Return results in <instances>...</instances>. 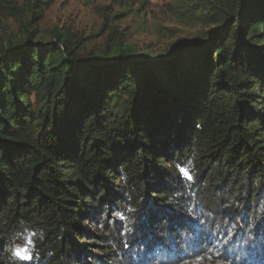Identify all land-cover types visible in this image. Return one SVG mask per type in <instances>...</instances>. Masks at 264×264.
I'll return each mask as SVG.
<instances>
[{
    "label": "trees",
    "instance_id": "obj_1",
    "mask_svg": "<svg viewBox=\"0 0 264 264\" xmlns=\"http://www.w3.org/2000/svg\"><path fill=\"white\" fill-rule=\"evenodd\" d=\"M57 1L0 0V264L21 222L39 264H264V0H173L213 28L161 54L43 34Z\"/></svg>",
    "mask_w": 264,
    "mask_h": 264
},
{
    "label": "rangeland",
    "instance_id": "obj_2",
    "mask_svg": "<svg viewBox=\"0 0 264 264\" xmlns=\"http://www.w3.org/2000/svg\"><path fill=\"white\" fill-rule=\"evenodd\" d=\"M17 1L20 5L28 2ZM212 28L210 24L182 22L173 0H59L45 10L39 24V31L47 36L55 30H70L74 37L85 39L89 49H105L111 42L114 46L125 44L152 54H161L179 41L198 39ZM18 32L17 23L3 15L0 6V44ZM21 251L27 254V248Z\"/></svg>",
    "mask_w": 264,
    "mask_h": 264
},
{
    "label": "clouds",
    "instance_id": "obj_3",
    "mask_svg": "<svg viewBox=\"0 0 264 264\" xmlns=\"http://www.w3.org/2000/svg\"><path fill=\"white\" fill-rule=\"evenodd\" d=\"M121 180L127 182L126 176L122 175ZM126 196H129L128 193H125ZM130 198V196H129ZM136 209H133V212H135ZM131 220V223L134 224L135 220L132 218V216L128 217ZM101 220H106L107 215L104 214L100 218ZM250 227H255V224H252ZM93 228H98L101 232H103V227L100 224L93 223ZM19 231H15L13 233L9 234V238L5 243V251L10 254V258L13 261L17 260H30L33 261L34 264H39L41 260V253L39 249L36 248L35 243L31 240L27 239V233L31 232L33 237H37L40 240H43L46 236V233L43 229L39 230V232H36L32 230L31 228L27 227L24 222H21ZM128 232L133 231L132 227L129 226L127 229ZM27 248V254L25 255L24 252H22V249ZM48 255H52V253H49ZM239 259V258H238ZM186 264H197V260L193 259L190 262H186ZM214 264H232L231 261H223L220 259H216L214 261Z\"/></svg>",
    "mask_w": 264,
    "mask_h": 264
},
{
    "label": "snow or ice",
    "instance_id": "obj_4",
    "mask_svg": "<svg viewBox=\"0 0 264 264\" xmlns=\"http://www.w3.org/2000/svg\"><path fill=\"white\" fill-rule=\"evenodd\" d=\"M181 171H182L183 175H185L187 178H189V179L191 178L189 173H188V170L186 168L185 169H181Z\"/></svg>",
    "mask_w": 264,
    "mask_h": 264
}]
</instances>
